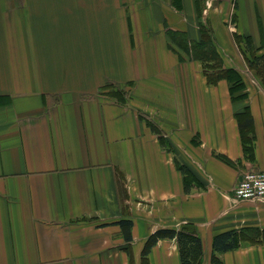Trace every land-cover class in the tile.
I'll use <instances>...</instances> for the list:
<instances>
[{
    "label": "crops",
    "instance_id": "obj_1",
    "mask_svg": "<svg viewBox=\"0 0 264 264\" xmlns=\"http://www.w3.org/2000/svg\"><path fill=\"white\" fill-rule=\"evenodd\" d=\"M200 24L244 98L171 45L168 30L196 41ZM234 32L264 51V0H0V264H142L149 233L182 224L201 237V264L229 229L241 241L223 264H264V199L233 195L243 170L264 169V85ZM145 264H180L176 240L159 239Z\"/></svg>",
    "mask_w": 264,
    "mask_h": 264
},
{
    "label": "trees",
    "instance_id": "obj_2",
    "mask_svg": "<svg viewBox=\"0 0 264 264\" xmlns=\"http://www.w3.org/2000/svg\"><path fill=\"white\" fill-rule=\"evenodd\" d=\"M234 17V14L232 18ZM171 45L178 51L179 57L185 55L200 60L204 75L208 83H215L219 79H226L229 84V92L232 100L244 98L246 96L245 82L240 72L233 67H226L223 65L221 56L219 55L215 43L212 39L210 29L200 24V39L193 41L189 40L184 32L168 30ZM236 40L240 41L242 38L245 43L246 49L249 51V56H246V64L249 69L253 70L256 75L260 77L262 84L264 85V51L256 53L252 51V45L249 36H242L237 32L233 35ZM257 68H262L263 72L260 75L257 73ZM108 94L115 97L117 100L123 101L128 92L126 89H122L109 84L107 88ZM237 122L240 130L241 141L245 155L250 158L253 155V138L254 132L252 129V118L248 112V106H245L237 114ZM146 122L150 129L158 135L161 143L163 142V136L160 130L150 120L146 119ZM222 156V155H221ZM227 160L225 156H222ZM183 172L187 173V168L184 165H180ZM192 182L185 181L184 190L188 191ZM121 226L124 239L129 242L131 236L132 221L129 218H119L113 221ZM105 224V223H103ZM240 231L235 229H229L218 232L213 235L211 239V256L210 264H223L218 253L237 247L240 244ZM162 238H173L177 242L179 261L180 264H201L203 246L202 240L195 227L192 224H182L178 227H160L149 233L144 240L141 249L142 264L146 263L147 255L152 246ZM255 239H263L264 235L259 232V235ZM129 247L126 246L127 251Z\"/></svg>",
    "mask_w": 264,
    "mask_h": 264
},
{
    "label": "built area",
    "instance_id": "obj_3",
    "mask_svg": "<svg viewBox=\"0 0 264 264\" xmlns=\"http://www.w3.org/2000/svg\"><path fill=\"white\" fill-rule=\"evenodd\" d=\"M233 195L240 200L264 199V169L243 170L233 188Z\"/></svg>",
    "mask_w": 264,
    "mask_h": 264
},
{
    "label": "rangeland",
    "instance_id": "obj_4",
    "mask_svg": "<svg viewBox=\"0 0 264 264\" xmlns=\"http://www.w3.org/2000/svg\"><path fill=\"white\" fill-rule=\"evenodd\" d=\"M233 35H234V33H233ZM233 37H234V36H233ZM234 39H235L236 42H238V40H236L235 37H234ZM246 56H249V54L245 55V57H246ZM245 61H246V58H245ZM249 70H250V69H249ZM257 70H258L257 73H259V74L261 75L262 72H263V69H262V68H257Z\"/></svg>",
    "mask_w": 264,
    "mask_h": 264
}]
</instances>
